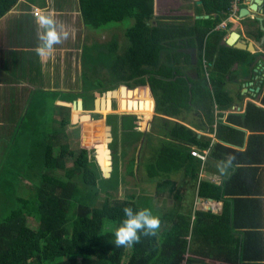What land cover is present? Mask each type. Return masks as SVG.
<instances>
[{
  "label": "trees",
  "instance_id": "16d2710c",
  "mask_svg": "<svg viewBox=\"0 0 264 264\" xmlns=\"http://www.w3.org/2000/svg\"><path fill=\"white\" fill-rule=\"evenodd\" d=\"M21 1L35 4L31 0H0V20ZM198 1L201 2L198 10L206 15H220L230 10L231 0ZM182 4L180 0H78L85 29L98 30L126 20L133 22L123 33L128 43L125 52L119 53L120 48L114 40L106 46L91 44L83 48L81 94H89L93 99L94 92L123 86L124 96L152 111L147 104L151 103L148 86L159 115L183 123L191 116L200 117L197 127L214 135L218 143L207 138L198 139L184 126L164 123L167 136L176 144L162 145L143 169L148 181L185 173L192 181L189 186L197 192V198L224 202L223 212L218 217L197 212L193 226L191 217L168 214L160 217L155 229L154 221L147 215L148 211L152 212L151 208L140 207L134 197L123 201L115 198L114 194L124 185L119 172L105 180L92 160V148L104 138V135L98 137L101 124L85 123L80 127L81 147L77 151L68 145L54 144L65 136L71 125L73 102L65 98L70 96L73 100L78 95L39 91L20 110V132L10 147L12 155L7 161V164L21 167L23 172L10 173L6 167L2 172L3 177L10 175L17 183L24 184L26 178L34 180V186L23 185L19 190L11 180V186L4 180V185L0 183L1 189L6 186L0 195L5 213L0 211V264H184L186 256L194 254L192 246L202 237L211 246L221 242L230 245L227 252L217 251L218 256H226V259L218 257L225 264H264L263 233L248 230L257 224L240 225L236 199L229 204L224 200L234 189L241 195L255 196V199L262 200L264 196V108L252 103L242 105L241 98L237 112L230 113L223 122L214 120L213 106L217 104L221 113L227 112L234 100L223 90L212 91L206 79L205 87H200L196 77L185 71L189 59L181 50L198 47L201 56L204 40L208 39L204 53L206 61L211 63L213 55H217L215 64L222 72L236 60L237 51L219 46L217 33L211 32L218 21H198L197 26L191 28L167 25L168 20L178 21L184 15ZM101 49H106V53ZM113 56L114 63L109 64ZM99 65L108 71L102 77L97 75ZM195 74L198 77L200 71L195 69ZM130 89L135 91L130 92ZM261 103L264 105V99ZM52 107L58 110L59 116L50 110ZM76 115L79 120H86L82 114ZM161 122L164 121H158ZM24 145L28 148L26 157L20 155ZM194 148L210 152L206 163L192 156ZM98 150L104 169H107L110 162L106 158V144L100 145ZM68 161H72L70 168H67ZM211 165L216 167L221 185L206 180L198 183L201 170L207 172ZM250 199L247 198L246 204H251ZM12 207L15 209L9 212ZM255 211L252 209L250 213ZM258 211L260 215L262 211ZM167 222L173 224L170 230L163 227ZM243 228L247 230L242 235L232 232ZM128 248H132L129 260L126 259Z\"/></svg>",
  "mask_w": 264,
  "mask_h": 264
},
{
  "label": "crops",
  "instance_id": "0c3cea01",
  "mask_svg": "<svg viewBox=\"0 0 264 264\" xmlns=\"http://www.w3.org/2000/svg\"><path fill=\"white\" fill-rule=\"evenodd\" d=\"M23 3H27V2L23 1ZM180 3H183L182 4V11H183L184 15H181L179 17L178 21H176V20L169 21L168 20V23L166 21H161V23L162 24L167 23V25L179 24V25H183V27H185V28L196 27L197 22H198V20L196 18L200 17L202 15H206L203 10H201V12L198 10V8L201 4L199 6L197 5L198 0H180ZM19 5H22L21 2L19 3ZM27 5H28V3L24 6L26 7ZM32 6H34V5H32ZM229 8H231V7L229 6ZM16 9L14 11H16ZM229 12L234 13L231 10H229ZM229 12H225V13L228 14ZM215 15L220 16V18H219L220 21L217 17H215ZM209 16L212 17L209 19H211L213 21H218V23H216L217 26L215 25L216 28L219 25H221L222 23H224V22H221V20L223 18L222 13L220 15L219 14H211ZM235 27H236V25L233 27V30ZM221 29L222 30H220V31H214L215 33H217L219 46H220V42L227 35V34H225V29L223 27H221ZM7 34H8V40H11L12 38H11L10 34L8 32H6V29L0 30V36H3L4 40H7ZM15 36L16 35L14 34V37ZM207 37H208V35H207ZM0 43H2V42L0 41ZM30 45H31V47H30V54L29 55H28V52L26 53V51L21 52V53L18 52L16 55L10 53V50H4V51L0 52V56H2V55L5 56V59H1V57H0V71H3V72L5 71L1 68L2 62L4 63V62L8 61L7 56H11L12 57L11 64L13 63V59H16V62H14V64L16 63V65H17V67H16L17 70L13 69L11 71L19 73L18 76H12V79H6L4 76H3L4 77L3 79L0 78V85L4 84L3 90L8 91L9 94L11 92V94H10L11 98H10L9 102L7 103L6 100L0 98V105L5 106V110L2 111V113H6V115L9 118V121L13 123V124L12 123L11 124L15 126V129H14V132L12 133V135H15V134L20 132L19 126H20L21 117H22V113L20 112V110H22V108L24 106L28 105V101L32 95L34 96L36 93L39 92V91H37V88L39 87V85H38L39 81L33 80L29 76L26 78L25 74H24L26 69L34 70V72H36L38 74V76L40 78V83H42V87H44L45 85L46 86L52 85L51 83L53 81L56 82L58 77H59V73H60L61 82L59 79L58 84H60V83H61V85L63 84V86L59 87L61 89L69 87L75 82L74 81V75H71V74L77 72L76 67H78V73L82 72L81 59H82V51L84 48L83 46L80 48V51H73V50H70L71 48H67V47H63L62 49L57 48L54 45V43L51 42V43L45 45L46 47H44V46L39 47L40 50L44 51V52H41L37 58L36 55L34 54V52H31V49L34 48L35 43L32 42V44L30 43ZM221 47H223V46H221ZM181 53H183L184 57L189 59L188 65L184 66L185 71L188 72L190 75H195L194 74L195 73V65L197 64L196 56H197V53H199L198 47L197 48L182 49ZM201 56H203V50H202ZM19 63L22 65L21 69H19V66H18ZM47 64H49V65H47ZM44 66L46 68V72H48L52 77V80L49 83L46 80H44V70H43ZM48 66H49V68H48ZM67 72H69L70 76H67V74H66ZM14 74H16V73H14ZM80 82H81V76H80ZM7 83H9V84L15 83L14 85H17V87L10 90L11 85L8 86ZM46 88L47 89L52 88V90H44L45 92H58V93H62V94L76 95V94H72V93H63L60 91L59 88L57 89L53 86H48ZM151 102H152V100H151ZM11 104L15 105V109H10L7 111L8 107H11ZM118 104H119L120 110H122L124 112H131L133 114H136L137 111H139V109L141 108L140 106H143L144 107L143 112H144V110H145V112L143 113V115L137 113L138 114L137 116L143 117L146 122L149 121L152 117V111H147L144 104L139 103V108H138L137 107L138 104L132 102V100L129 98H125L121 102L119 101ZM147 104L151 105V103H149V102H147ZM127 106H130L131 108H128ZM7 113L12 114L11 117ZM3 117H4V115H3ZM3 117H2V119H3ZM129 125H128V127H129ZM145 125H148V124H145ZM182 125L188 129L192 130L198 136V139H202V138H207L208 140L214 139L213 143H218V141L215 139V136L208 134V133L204 132L203 130H201L197 127L198 121L195 120L194 116H191L190 118H186L184 123H182ZM148 129H149V127L147 128V130ZM166 132L167 131L160 133V135H162L167 140H169V137L167 136ZM248 135H249V132L246 133V136H248ZM5 137L6 136L3 137V130H1L0 142H2V143L5 142V140H7V139H5ZM156 137H157V135L155 134L154 137L152 138L151 145L148 148V151H146V152H148V156H146V157L143 156L144 163H147L151 159V155H152L151 154V152H152L151 146H153V147H159L160 146V142L156 139ZM15 141L16 140H14L13 142L9 141L6 145L9 147L4 152V156H3V162L5 163L4 164L5 167H6L7 161L9 160V158L12 155V151L10 150V147H12L14 145ZM5 143H4V145H5ZM244 148H242V150H244ZM194 151L199 152V154H203L204 152H207V151L200 152L198 149H195V148L193 149V152ZM138 155H139V152H138L137 156ZM0 159H1V156H0ZM141 167H142V165H138L137 163H135L133 166L134 172L138 173L139 169H141L142 170L141 176L147 178L145 170H143ZM3 170H4V168L2 169V167H1L0 168V178L2 177L4 182L7 183L8 180L10 181L12 178L10 175L3 177L2 176ZM207 172L208 173L204 174V179L206 181H210V182L215 183L217 185H221L222 179L218 176V172L216 170V167L211 165L209 171H207ZM136 176H137V174H136ZM18 179H21V178L18 177ZM190 183H192V181H190V179L185 176V173L182 172V173H178V174L173 175L171 178H168V177L164 178L161 180V182H157V183L156 182H153V183L149 182V186H148V182L146 181L145 187H143L146 189L145 191L143 190V188H141L142 187L141 184L140 185L137 184L136 187H134L133 189L130 188V190L132 189L130 191V193L132 194L130 197H134L133 198L134 202H139L140 200L146 201L147 199H149V200H147V202L150 201L149 207L153 210H157L160 214V217H163L165 215L168 216V214L169 215L179 214V215H184L185 217H188V218L191 217L190 224L192 226L195 222V213H197V212L208 213L210 215H214V216L218 217L223 212L225 203L224 202H214L213 200H210V199H203L202 200L200 198H197V192H195L194 190H193L192 194H188L187 190L185 188L188 185H190ZM173 186L175 189L179 190V194L176 193V191L172 192ZM125 188L129 189L128 188V181L125 182V184L123 186V190H122V188L120 189V193H122ZM141 198H143V199H141ZM247 198H251L250 199L251 204L250 203L246 204ZM237 199H239V200H237ZM224 200L227 201L226 204H229V202H232L233 200L237 201V205L239 208H236L235 210H236V214H237L236 216L240 221L239 224L240 225H242V224L243 225H249L251 223L257 224L256 226L253 227L252 230H250V229H248V230L250 232H255L257 230L260 233H263V239H264V196L262 197V200L260 198L255 199V196H251V197L248 195L244 196V195L237 193V190L234 189L233 192H231L230 195L228 194ZM255 200L256 201L258 200V202L253 203V201H255ZM244 203L246 205H244L242 207L239 206V204H244ZM246 207L250 208V209L245 210ZM251 208L256 210V211L254 213H250V211L252 210ZM258 210L262 211L260 215H258V212H259ZM260 220H261V223H260ZM165 226H166V228H169V230H170L171 227L173 226V224H171L170 222H167V223H165V225L163 227H165ZM245 230H247V229L243 228V229H238V230L232 231V232H234L233 233L234 235H236V234L242 235L245 233ZM196 241L197 242L192 246L193 250H194V254L189 253L187 255V261L184 264H202V263L203 264H225L222 260H219L218 257H221L222 259H226V256L225 255L218 256V252H220V251L221 252H227V250L230 249V245H227V244H224L223 242H221V243L217 244L216 246H211L210 244L205 243L206 239L203 237L200 239H197ZM219 248H221V249H219ZM218 250H220V251H218ZM131 256H132V248H128V250L126 251V259L129 260ZM207 256H213L214 258H208ZM190 261H191V263H189Z\"/></svg>",
  "mask_w": 264,
  "mask_h": 264
},
{
  "label": "rangeland",
  "instance_id": "374dc122",
  "mask_svg": "<svg viewBox=\"0 0 264 264\" xmlns=\"http://www.w3.org/2000/svg\"><path fill=\"white\" fill-rule=\"evenodd\" d=\"M33 2H35L34 6L32 5H27L26 7L24 5H26L27 3H23V1H21L22 5H19L16 9V11L13 10V12H11L10 14H8L3 20L0 21V30L1 29H6V32H8L11 36V40H8V34H7V40H4L3 36H0V41L2 43H0V52L4 51V50H10V53L12 54H17L18 52H24L26 51V53L28 52V55L30 54V43L32 44V42L35 43V46L33 49H31V52H34V54L36 55V57L38 58L39 54L41 51L39 47L44 46L45 45L53 42L54 45L57 48L62 49L63 47H67V48H71L70 50L73 51H80V48L83 47H88L91 44H96L95 46H106L109 42H111L112 40H114L117 44H118V49H119V53H123L126 51V49L128 48V43L127 40L124 38V34L126 32V30H128L132 25L133 22L130 20H126L122 23L119 24H112V25H107L105 27H102L98 30H92V29H85L84 25L81 22V18H80V14H79V9H78V0H44V2L42 0H31ZM41 6H43L44 8H41ZM22 14H21V13ZM236 25V24H235ZM14 34L16 35L14 37ZM28 50H27V49ZM101 51L103 53H106V49H101ZM33 54V53H32ZM33 54V55H34ZM58 56V55H57ZM107 56V55H105ZM1 59H5V56H0ZM8 61L6 62H2V69L5 70L0 71V78H6V79H12V76H18V72H12L11 70L16 69L17 65L16 63L14 64V62H16V59H13V63L12 62V57L11 56H7ZM114 58L115 56H113V58L111 57L109 60V64L114 63ZM90 63H92L89 60ZM49 65V64H47ZM19 69H21V64H18ZM56 66V65H55ZM49 68V66H48ZM72 69V68H71ZM44 70V80H46L48 83L52 80L51 75L46 72V68L45 66L43 67ZM77 72L71 74L74 75V83L66 88H59L61 86H63V84L61 85L58 84V80L60 79V73H59V77L57 79L56 82H52V85H45L44 87H42V83H40V78L38 76V74L36 72H34V70H28L26 69L24 74L25 77L27 78L28 76L31 77L33 80L39 81L38 85L39 87L37 88V91H44V90H52V88H46L48 86H53L55 88H59L61 92L63 93H72V94H76L78 96L74 97L73 100L70 99V96L65 98L67 101H72V102H76V101H85V98H89L87 99L88 101L91 100V96L89 94H81L82 92V82H80V76H82V72L78 73V67H76ZM99 73L97 74L99 77H102L103 75L107 74V70L106 68H104L102 65H99L97 70ZM16 73V74H14ZM67 76H70L69 72L66 73ZM4 76V77H3ZM18 78V77H17ZM61 82V79H60ZM15 83H7L8 86H10V90L14 89L15 87H17V85H14ZM4 88V84L0 85V98L4 99L7 101V103L9 102L10 98H11V92L9 94L8 91L3 90ZM120 86H118L117 89H119ZM112 90V89H111ZM111 90H106V91H101V92H96L98 94L104 95L106 92H110ZM123 90V89H122ZM59 91V90H58ZM8 92V93H7ZM118 96L117 97V103L120 101H123L125 98H127L126 96H124V93L122 94L121 91L118 92ZM126 95V93H125ZM73 96V95H71ZM79 99V100H78ZM101 102H103V108L101 109V112L98 109V113H103V115H107L108 113H110V106L111 103L109 102V97L106 99H102L101 98ZM100 102V103H101ZM9 105V104H8ZM128 108H131L130 106H127ZM141 108L139 109V111H137L138 114L143 115V106H140ZM10 109H15V105L11 104V107H8L7 111ZM87 109H91V108H87ZM5 110V106L4 105H0V133L1 130H3V137H5V142H0V168L2 167L5 168L4 166V162H3V156H4V152L7 150V148L9 146H6L7 143L9 141H14L16 138V135H12V133L14 132L15 126L12 125L13 123L9 121L8 116L6 115V113H2V111ZM54 115H58L59 116V112L58 110H56L54 107H52L50 109ZM75 110L72 109V105H71V109H70V121H71V125L69 127H67L66 129V134L65 136L61 137L60 141L55 142L54 144L58 145V146H63V145H68L73 151H77L79 150V148L81 147V141H80V127L81 125H73L72 124V120L74 119L75 116H77L76 114H82L83 111H81L82 113H80L79 111L74 112ZM122 113H131V112H124L122 110H120ZM52 113V115H53ZM119 113V112H118ZM136 113V114H137ZM8 114V113H7ZM137 114V115H138ZM4 115V117H3ZM10 117L12 114H8ZM82 115H86L85 113ZM3 117V119H2ZM60 118V117H59ZM80 118V117H79ZM83 118V117H82ZM12 123V124H11ZM147 122L142 119V127L143 129H145V124ZM99 131V130H98ZM102 131V129H101ZM100 132V131H99ZM104 135V136H103ZM103 135L100 134L98 137H102L103 141L101 142V144H105L106 143V134H104V130H103ZM5 143V145H4ZM4 145V146H3ZM31 150V149H30ZM122 152L119 151L118 152V171L120 173V176L122 178V168H125V162L128 159V152L122 148ZM132 155H134L136 152H131ZM28 154V148L26 145H24V149L22 151V153L20 155H24L25 157ZM59 154L58 149L56 150V155ZM131 155V156H132ZM155 155V154H153ZM153 155H151V157H153ZM92 160H94V155L92 153L91 156ZM68 166L67 168L72 167V161H68ZM6 170L10 173H22L23 169L21 167L15 166V165H10L7 164L6 165ZM132 171H134V169H131ZM124 171V170H123ZM205 173H207L206 171H204ZM125 173V172H124ZM137 176L136 178H127L128 181V188L129 189H124V191L122 193H115L114 196L116 199L118 200H127L132 194L130 193V191L136 187V185H140L142 184V187H145L144 183H143V179H142V170L139 169L138 173H136ZM178 174V173H177ZM19 177V176H18ZM124 177L126 179V174H124ZM21 179H23L22 177H20ZM2 177L0 178V183H3V185L5 184L3 182V179L1 181ZM25 183H17L15 182L13 179H11V183L16 185V188L19 190L23 189V185L25 187L28 186H34V180H28L27 178L25 179ZM140 182V183H139ZM8 185L9 184V180H8ZM113 183H110V185ZM11 186V185H10ZM130 188H132L130 190ZM6 190V186L3 187V189L0 188V195L2 196L3 193ZM143 190L145 191L146 189L143 188ZM187 193L188 194H192L193 190L190 188V186L188 185L186 187ZM9 194H11V190L8 191ZM104 197H102L103 199ZM143 199V198H141ZM149 200V199H147ZM147 200L143 201L140 200L139 202H136L137 204H139L140 207H142L143 205L146 206V208H150L149 202H147ZM13 209L15 208H10L9 212H11ZM0 211L4 213V207L2 206V201L0 200ZM148 217L150 219H152L154 222H152L154 228H158V224H159V219H160V214L157 210L152 209V212L147 213ZM1 221V218H0ZM107 223H105V227H106ZM37 228L39 227L38 223H36L35 225ZM162 229V227H161ZM158 231H160V229H158ZM119 233V231H118ZM129 233V232H128ZM124 234H126L124 232ZM127 236H129L127 234Z\"/></svg>",
  "mask_w": 264,
  "mask_h": 264
},
{
  "label": "flooded vegetation",
  "instance_id": "af4514ba",
  "mask_svg": "<svg viewBox=\"0 0 264 264\" xmlns=\"http://www.w3.org/2000/svg\"><path fill=\"white\" fill-rule=\"evenodd\" d=\"M237 11L235 13L229 12L227 15H223L221 22H224L223 28L225 29V34L230 35L231 32H235L239 35V39L237 42H241L244 45V49H234L229 48L231 50L237 51L235 57L236 60L230 64L229 67L225 68L223 72L219 69V66H216L217 55H213L212 62L207 63L205 53V44L208 39L204 40V45L202 47L203 56L200 57V54L197 53L196 59L197 64L195 65V69L200 71L199 76L197 77L196 74L193 75L196 77L197 82L200 84V87H205V79L208 84H210L212 91L214 89L219 91H224L228 96L232 97L234 100V105L228 109L227 112H222L219 110L217 104L213 106V118L215 121L221 120V122L226 120V117L231 113L237 112L240 106V100L242 98V105L246 103H252L259 107H263L261 100L264 99V0H258V3H254V0H235ZM261 1V2H260ZM233 0L230 1V7ZM252 6L255 9H252ZM240 9H244L247 11V15L243 18H239V11ZM225 13V12H222ZM218 19L220 16H216ZM220 20V19H219ZM233 30V27L235 26ZM222 30V29H221ZM220 31V30H217ZM213 33V32H212ZM207 38V37H206ZM209 38V37H208ZM197 39V35H195V40ZM228 48V47H227ZM204 58V59H203ZM193 61V60H192ZM207 67H209L207 69ZM205 76V78L203 77ZM148 88V94H152V97L155 101L153 93ZM123 86H120L119 89L117 87L110 92L112 95L109 97V102L111 103L110 106V113L107 115H103V113H98V109L101 112L103 108V102H101V98H95L94 93H92L93 99L91 98L90 101L85 98L83 101V115L84 118H87L88 125H102L101 134H106V148L110 152V168L112 169V175L118 171V152L123 151L124 148L128 153V159L125 162V168H122V180L125 184L127 182V178H136V173L134 175H130V168L133 167L135 163L138 165L145 166L147 163H144L143 156H148V148L151 145L152 138L156 134V139L160 142L159 147H152L151 154L154 158L157 153L160 151L162 145H171L176 144L172 138L169 137L167 140L165 137L160 135L165 131H168L166 127H164V123L169 125H182V121L168 118L162 115H159L156 111L157 106H155V112L152 113V117L149 121H147L145 125V129L142 127V119L143 117L138 118L137 114H125L120 111L119 104L117 103L118 92L122 91ZM131 91H135L134 89H130ZM142 91V90H141ZM82 93V92H81ZM80 93V94H81ZM102 98L103 100L106 99ZM151 99V98H150ZM99 101L101 102L99 104ZM98 103V106H97ZM91 108V109H87ZM119 112V113H118ZM219 115H222L219 118ZM200 117H195V120ZM169 119V120H168ZM145 120V119H144ZM164 121L158 123V121ZM130 124V125H129ZM82 124L81 126H83ZM129 125V127H128ZM149 129L147 130V128ZM207 133V132H206ZM212 135V134H211ZM214 136V135H213ZM214 141V139L212 140ZM98 142V141H97ZM131 152H136L135 157L132 155ZM139 152V155L137 156ZM92 153L94 155V162L98 165L102 177L104 178L103 172L99 166V162L97 158L99 157L95 152L94 148H92ZM141 153V154H140ZM191 154H196L198 156H205V161L202 163H206L210 158V152H204L203 154H199V152L192 150ZM132 155V156H131ZM92 156V154H91ZM193 156V155H192ZM194 157V156H193ZM197 158V157H195ZM150 159V160H151ZM149 162V161H148ZM124 170V171H123ZM144 170V169H143ZM125 172V173H124ZM120 174V173H119ZM126 174V179L124 177ZM204 170H201L199 175V182L205 181L204 179ZM173 175L168 176L171 178ZM203 176V177H202ZM110 178V179H111ZM167 178V177H166ZM143 183L145 185L146 181L153 183V182H161L162 179L158 180H150L148 181L146 177H142ZM164 179V178H163ZM106 180V179H105ZM142 185V184H141ZM124 186V185H123ZM123 186L119 188H122ZM179 194V190L175 189L174 186L172 187V192ZM197 191V189H196Z\"/></svg>",
  "mask_w": 264,
  "mask_h": 264
},
{
  "label": "water",
  "instance_id": "95a60500",
  "mask_svg": "<svg viewBox=\"0 0 264 264\" xmlns=\"http://www.w3.org/2000/svg\"><path fill=\"white\" fill-rule=\"evenodd\" d=\"M258 0H254V3H258L257 2ZM261 2V1H260ZM201 4V2L200 1H198V3H197V5L199 6ZM252 9H255V7L254 6H252ZM222 15H227L226 13H222ZM238 15H239V18H243L245 15H247V11L246 10H244V9H240V11H239V13H238ZM209 18H212V17H210L209 15H202V16H200V17H197L196 19L198 20V21H203V19L204 20H207V19H209ZM219 29V26L216 28H214V29H212V31H215V30H218ZM211 31V32H212ZM210 32V33H211ZM209 33V34H210ZM238 39H239V35L237 34V33H235V32H231V34L230 35H226L224 38H223V40L220 42V46H223V47H228V48H234V49H244V45L241 43V42H237L238 41ZM112 95V93L111 92H106L104 95H101V94H98V93H95L94 94V96H95V98H100V97H102V98H105V97H110ZM149 97L151 98V100H152V102H151V110H152V113H154L155 112V101H154V99H153V97H152V94H149ZM97 106H98V103H97ZM138 108H139V104H138V106H137ZM137 108V109H138ZM72 109L73 110H75L74 112H76V111H79V110H83V101H81V100H79V101H76V102H73L72 103ZM125 114H131V113H125ZM138 118H140L139 116H138ZM85 123H87V118H86V120H84V121H81V120H79V117L78 116H75L74 117V119L72 120V124L73 125H81V124H85ZM107 138V137H106ZM106 143H107V141H106ZM105 143V144H106ZM100 145H102V144H99L98 146H96L95 148H94V150H95V152L97 153V155L99 156L98 158H97V160H98V162H99V166H100V168H101V170H102V172H103V175H104V178L106 179V180H109L110 178H111V173H112V169L110 168V167H107V169H104V166H103V162H102V159L100 158V153H99V150H98V147L100 146ZM107 151V154H108V156L106 157L108 160H110L111 158H110V152L108 151V150H106ZM108 163V162H107ZM110 165V164H109Z\"/></svg>",
  "mask_w": 264,
  "mask_h": 264
},
{
  "label": "built area",
  "instance_id": "2783aa9c",
  "mask_svg": "<svg viewBox=\"0 0 264 264\" xmlns=\"http://www.w3.org/2000/svg\"><path fill=\"white\" fill-rule=\"evenodd\" d=\"M231 11H233L234 13L237 11V7H236V1L233 0V2L231 3V8H230ZM194 157H197L199 158L200 160H202L203 162L205 161V156H198L196 154H192ZM186 259H187V256H186Z\"/></svg>",
  "mask_w": 264,
  "mask_h": 264
},
{
  "label": "clouds",
  "instance_id": "9594fccd",
  "mask_svg": "<svg viewBox=\"0 0 264 264\" xmlns=\"http://www.w3.org/2000/svg\"><path fill=\"white\" fill-rule=\"evenodd\" d=\"M220 21V20H219ZM217 26V25H216ZM224 26V23H222L221 25H219V29L218 30H221V27H223ZM215 28V27H214ZM213 28V29H214ZM215 31H217V30H215Z\"/></svg>",
  "mask_w": 264,
  "mask_h": 264
}]
</instances>
